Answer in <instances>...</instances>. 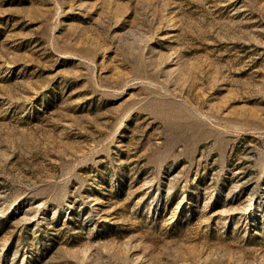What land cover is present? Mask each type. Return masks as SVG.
Here are the masks:
<instances>
[{
  "label": "rangeland",
  "instance_id": "obj_1",
  "mask_svg": "<svg viewBox=\"0 0 264 264\" xmlns=\"http://www.w3.org/2000/svg\"><path fill=\"white\" fill-rule=\"evenodd\" d=\"M0 264H264V0H0Z\"/></svg>",
  "mask_w": 264,
  "mask_h": 264
}]
</instances>
